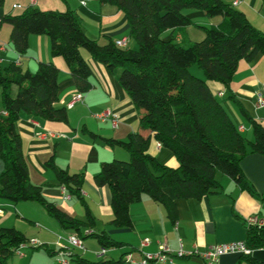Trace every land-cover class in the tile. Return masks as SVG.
<instances>
[{
	"label": "trees",
	"instance_id": "obj_1",
	"mask_svg": "<svg viewBox=\"0 0 264 264\" xmlns=\"http://www.w3.org/2000/svg\"><path fill=\"white\" fill-rule=\"evenodd\" d=\"M5 0H0V7ZM123 11L129 23V35L137 48L119 46L113 39L104 44L85 32L79 14L67 8L39 9L28 6L19 14H4L0 26L11 25L10 43L24 56L32 34H46L51 39V53L63 57L75 81L78 92L87 93L96 75L85 49L96 61L104 64L119 80L139 114V125L148 134L132 132L126 140L103 138L110 147L120 146L129 159L103 161L94 176L98 186L111 190L112 222L120 227L132 226L130 207L148 195L165 206L170 219H175V198H203L221 189L218 173L233 179L243 190L254 192L247 182L241 161L249 153L264 155V124L253 118L230 85L242 59L252 60L264 54V32L254 26L245 13L224 0H100ZM187 8L203 10L209 16H223L219 25L201 26L205 37L183 44L162 37L167 30L183 29L193 21L184 13ZM197 64L204 78L191 72ZM60 70L53 63L40 62L35 71L23 69L12 62L0 65V158L4 169L0 173V198L17 204L38 202L66 230L83 239L95 238L102 249L120 247L123 242L106 231H96V219L84 196L85 173L70 172L60 167L55 154L47 160L58 183L85 207V218L73 216L50 200L41 185L33 183L18 129L21 114L48 121L69 120L66 106H59ZM209 82L222 84L226 99L233 100L252 125L253 139L239 130L223 101L211 89ZM16 88V95L12 94ZM93 138L100 137L91 132ZM173 152L179 166L162 163L149 152L152 139ZM171 190L173 196L168 192ZM90 231L87 232L86 230ZM246 244L251 249L264 247V225H248ZM30 239L16 227H0V264H11L22 245ZM33 245V244H31ZM50 256L56 251L47 244ZM242 254L240 264H264L252 253ZM71 264H124L118 259H90L80 253L70 255Z\"/></svg>",
	"mask_w": 264,
	"mask_h": 264
},
{
	"label": "crops",
	"instance_id": "obj_2",
	"mask_svg": "<svg viewBox=\"0 0 264 264\" xmlns=\"http://www.w3.org/2000/svg\"><path fill=\"white\" fill-rule=\"evenodd\" d=\"M224 1L232 3L233 0ZM45 2L49 3L50 9L70 8L76 11L87 35L100 43L104 44L110 38L115 41L126 38L125 47L137 48V43L129 35L126 14L115 5L102 4L100 0H89L87 6H82L80 0H20V5L14 3V7L17 9H24L27 6L40 7V4ZM236 8L244 12L248 20L264 32V0H242ZM6 12L0 11V18L7 14ZM184 13L190 19L199 16L197 22L200 23L197 24L200 26L219 25L224 19L221 15L209 16L204 11L196 13L191 8L185 9ZM168 34L171 36L166 38L170 39L174 36L176 41L185 45L193 42L187 27L167 30L163 32L162 37L165 38ZM8 39L9 42L0 40V65L7 66L15 62L23 69L35 71L40 62L55 63L60 70L57 104L66 106L69 112L67 123L48 121L24 112L21 114L18 129L31 180L42 186L50 200L73 216L83 219L84 205L58 183L54 172L47 167L46 162L55 154L56 162L60 167L67 168L70 172L83 171L85 173L83 196L96 219V231H106L112 238L123 242L120 247L108 248L102 253L99 242L95 238L88 240L92 238L88 237L83 239L85 250L74 248L73 252L90 259L101 257L118 259L124 256V264H142L141 261L146 253H158L165 245L173 252V263L153 260L148 264H206L199 254L179 256L176 252L180 249L186 252H203L215 244L245 240L248 230L247 219L257 215L264 220V155L249 153L241 161V167L247 182L254 190L253 193L243 190L229 175L220 173L219 191L200 199L175 198L177 207L175 219L169 218L164 205L144 195L141 201L130 207L132 226L115 225L112 222L114 212L111 206V190L108 185L98 186L94 176L100 171L103 161L129 159V153L124 148L110 147L102 137L126 140L132 132L141 131L148 134V130H143L139 125L138 111L128 93L104 64L83 51L96 75L92 78V89L83 94L82 100L70 104L78 90L64 58L52 55L50 37L46 34H32L28 52L24 56H20L13 48L10 34ZM209 84L220 99H225L223 103L242 134L248 139H253L251 123L233 100L226 99L228 93L226 88L217 82H209ZM230 90L247 112L264 124V107L256 106L258 96H264V54H258L252 60H240ZM1 93L2 89H0V109L3 108ZM106 110H111L120 117L117 127L113 126L110 117L106 119L99 117ZM91 132L100 137L93 138ZM149 152L162 163L172 167L179 166V161L173 152L154 138ZM3 169L4 162L0 158V172ZM168 192L173 196L171 190ZM19 203L16 205L0 198V207L4 209V213L0 214V227H17L14 213L17 212L19 216L18 210L29 209L28 206L19 207ZM40 220L42 223L39 224H43V228L39 227L40 230L33 240L37 241L38 245H49L56 252L60 237L65 241L68 235L75 233L64 229L49 215H41ZM23 231L27 236L26 231L24 229ZM144 238H150V242L141 245ZM25 247L18 253L26 258L27 253L22 251ZM251 253L264 262V247L255 249ZM241 255L237 252L221 255L215 264H240ZM54 258L48 264H59L57 255Z\"/></svg>",
	"mask_w": 264,
	"mask_h": 264
},
{
	"label": "built area",
	"instance_id": "obj_3",
	"mask_svg": "<svg viewBox=\"0 0 264 264\" xmlns=\"http://www.w3.org/2000/svg\"><path fill=\"white\" fill-rule=\"evenodd\" d=\"M242 0H233L232 5L233 6H238L241 3ZM89 0H80V3L82 6H87V3ZM127 43L126 38L118 39L116 40V44L119 46H125ZM83 99V93L77 92L73 98L70 104H73L75 101H79ZM256 106L258 108H263L264 107V96L259 95L256 101ZM101 119H106V118H111L112 124L114 127L118 126V123L120 121V117L118 116L117 113L112 112L111 110H106L103 113L99 115ZM64 189L65 186H63ZM4 213V209L0 207V214ZM247 225H258V226H263L264 225V220L261 219L259 216L254 215L250 216L247 219ZM31 244L33 245H38L37 241H30ZM150 242V238H144L142 241L141 245H146ZM26 245H22L19 249L18 252L21 251L23 247ZM57 258L59 264H70V255L73 253L74 248H78L80 250H85V245L83 238L78 235L77 233H73L68 235L65 238V241L62 240V237H60L59 241L57 242ZM102 253H105V249L101 250ZM240 253V254H249L251 252V249L247 246L245 240L241 241H232V242H226V243H219L215 244L213 246H210L203 252H198V251H189L186 252L182 249H180L178 252H176L177 255L179 256H185V255H195L199 254L200 257H202L205 261L206 264H215L217 261L218 257L221 255L227 254V253ZM173 252L171 251L170 248L167 246H162L161 250L158 253L152 254V253H146L145 258L141 261L142 264H148L150 261L156 260V261H169L170 263H173Z\"/></svg>",
	"mask_w": 264,
	"mask_h": 264
},
{
	"label": "rangeland",
	"instance_id": "obj_4",
	"mask_svg": "<svg viewBox=\"0 0 264 264\" xmlns=\"http://www.w3.org/2000/svg\"><path fill=\"white\" fill-rule=\"evenodd\" d=\"M20 0H5L4 5L0 7V11H7L6 13H9V11H11V14H19L22 13L24 11V9H26L27 7H25L24 9L21 8H15L14 7V3H17L20 5ZM39 9H50L49 7V3L45 4H40V7L35 6ZM195 10V12H202L203 10L197 9V8H191V10ZM199 16H195V18H191L193 21V24L187 26V30L189 31V37L192 39L193 42L195 41H200L205 37V31L203 30V28L197 24L200 22H197V18ZM219 17V16H218ZM10 30H11V25L8 23H4L1 27H0V40L1 41H5V42H9V34H10ZM171 36V34H170ZM169 34L165 36V39H168L166 37H170ZM138 46V45H137ZM85 53H87V51L85 49H82ZM191 72L200 77V78H204V74L203 71L199 68V66L197 64H194L191 66ZM1 89V88H0ZM13 95H16V88L13 89L12 91ZM1 103V100H0ZM3 171V170H2ZM1 171V172H2ZM0 172V173H1ZM222 173L219 172L218 175ZM17 205V204H16ZM20 206H28L29 209L24 210L22 209L21 211L18 210V214L17 212L14 213L15 218L17 220V229L19 230H25L27 236L30 238V240L34 239V237H36L39 227L43 228V224H39L40 217L41 215L45 214L46 216H48L49 214L46 212V210L43 208V206L41 204H39L38 202H33V201H22L19 203V207ZM50 216V215H49ZM25 217V218H23ZM76 217V216H75ZM53 220H55L56 222H58L55 218L51 217ZM42 223V222H40ZM59 223V222H58ZM12 225V224H11ZM24 232V231H23ZM88 240H94L93 238H88ZM33 245L29 244L27 245L22 251L27 255V257L25 258L24 256H21L20 253H16V255L14 256V258L11 261V264H48L50 261L54 260V256H50L46 250L44 248L41 249H33L32 248Z\"/></svg>",
	"mask_w": 264,
	"mask_h": 264
}]
</instances>
